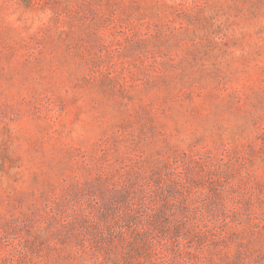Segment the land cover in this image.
Returning a JSON list of instances; mask_svg holds the SVG:
<instances>
[{
  "label": "rangeland",
  "instance_id": "1",
  "mask_svg": "<svg viewBox=\"0 0 264 264\" xmlns=\"http://www.w3.org/2000/svg\"><path fill=\"white\" fill-rule=\"evenodd\" d=\"M0 264H264V0H0Z\"/></svg>",
  "mask_w": 264,
  "mask_h": 264
}]
</instances>
